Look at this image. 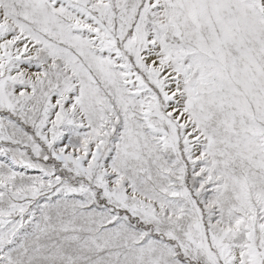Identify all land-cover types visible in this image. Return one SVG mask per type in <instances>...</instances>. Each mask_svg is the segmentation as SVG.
I'll return each mask as SVG.
<instances>
[{"label": "snow or ice", "instance_id": "snow-or-ice-1", "mask_svg": "<svg viewBox=\"0 0 264 264\" xmlns=\"http://www.w3.org/2000/svg\"><path fill=\"white\" fill-rule=\"evenodd\" d=\"M0 264H264V0H0Z\"/></svg>", "mask_w": 264, "mask_h": 264}]
</instances>
